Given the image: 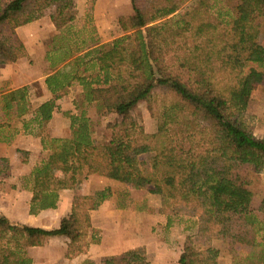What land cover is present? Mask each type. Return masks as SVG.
Masks as SVG:
<instances>
[{
    "label": "trees",
    "instance_id": "1",
    "mask_svg": "<svg viewBox=\"0 0 264 264\" xmlns=\"http://www.w3.org/2000/svg\"><path fill=\"white\" fill-rule=\"evenodd\" d=\"M130 1L134 13L118 17L124 35L94 45L75 29V0H10L0 11V64H8L27 55L17 28L36 10L56 8L59 34L46 55L52 98L33 109L29 86L0 92V142L23 130L39 136L47 152L23 177L33 192L30 214L57 208L61 190L98 174L160 196V213L198 217L197 237L229 243L233 264H249L255 250L264 264V195L251 189L252 173L264 166V139L244 118L254 88L264 83V0H196L191 7L187 0ZM75 83L83 93L69 116L71 135L54 137L48 123ZM143 101L157 120L155 132L132 116ZM89 105L119 116L107 125L109 138L96 136ZM146 152H155L149 166L140 159ZM9 174L8 159L0 158V175ZM112 195L111 187L75 195L71 213L53 229L0 216V264H32L29 248L51 236L69 238L76 251L99 243L90 212ZM217 259L213 246L199 248L188 236L179 264ZM101 264L150 263L133 248L103 256Z\"/></svg>",
    "mask_w": 264,
    "mask_h": 264
},
{
    "label": "crops",
    "instance_id": "2",
    "mask_svg": "<svg viewBox=\"0 0 264 264\" xmlns=\"http://www.w3.org/2000/svg\"><path fill=\"white\" fill-rule=\"evenodd\" d=\"M9 1L0 0V11ZM102 3L103 0H97L92 23L93 27L97 28L96 33L101 40L99 43L109 41L107 33L100 28L99 23ZM127 8L129 9L127 12L130 13L131 3L127 2ZM55 10V6L36 10L33 21L19 26L17 34L24 43L27 55L16 62L0 64V88L10 90L29 86L33 109L52 98V93L48 89L45 80L53 72L46 55L53 37L59 34V30L51 18ZM78 18L79 15H77V20ZM90 20L92 21V18ZM38 85L42 90V96L37 98L38 103L34 106L32 104V93ZM82 93V85L75 83L57 100L58 106L48 123L49 132L52 136L69 137L71 135V119L69 116L78 112L75 103L81 99ZM93 106L89 105L90 108ZM89 107L87 108L88 115L94 119L95 115L92 111L90 112ZM30 116L31 114L27 115L26 118ZM17 126L22 128V122H18ZM109 136L110 130L107 128L100 138H109ZM46 153L41 138L23 130L11 142H0V158L8 159L10 170L7 177L0 175V216L7 217L15 224L46 229L58 228L62 219L71 213L75 195L94 194L96 191L111 187L118 182L105 176L92 174L75 188L61 190L57 208L44 209L37 214H30L33 192L29 188L23 187V177L31 174L34 167L46 156ZM147 153L149 152L141 154L140 159L145 157ZM114 194L113 190V195L109 199L105 200L99 208L90 212L93 226L100 230L99 243H91L83 251H76L70 245L69 238L51 236L45 240L43 245L29 248L28 254L33 260L32 264H81L86 259H93L96 264H101L103 256L119 254L133 248L140 249L141 244L139 241L128 239L125 243H135L121 251L114 250L115 246L123 244L122 240L124 238L123 235L119 234L120 226L124 224V221L120 220L123 211H121L122 208L118 209L114 206ZM126 213L128 216L131 215V212Z\"/></svg>",
    "mask_w": 264,
    "mask_h": 264
},
{
    "label": "rangeland",
    "instance_id": "3",
    "mask_svg": "<svg viewBox=\"0 0 264 264\" xmlns=\"http://www.w3.org/2000/svg\"><path fill=\"white\" fill-rule=\"evenodd\" d=\"M96 2L97 0H75V7L78 9L79 15L78 20L74 23L75 29H82V36L86 39L92 38L88 42L90 45L101 42L96 33L97 28L93 27L92 24ZM127 2L131 3L130 0H103L100 6V28L107 33L108 42H112L114 39L124 35L118 23V17L134 13L132 4L130 13L127 12L129 11L128 8L126 9ZM195 2L196 0H187L185 6L191 7ZM91 18L92 21L90 20ZM1 91H5L4 88H0ZM32 94V104L35 106L38 103L37 98L42 96V90L39 85L35 87ZM91 111L95 115L94 120L97 123L96 136L99 139H103L100 137L103 136L104 131L108 128L107 125L120 120V118L115 113H110L106 116L99 115L95 105L90 108ZM132 116L144 126L147 132H155L157 130V120L151 115L147 102H140L133 110ZM244 118L246 123L252 128L253 133L257 137L264 139V83L254 88ZM154 156L155 152H149L141 160L149 166ZM251 176V189L257 198H260V196L264 195V166L258 172H253ZM111 187L115 192L113 198L114 206L118 209L122 208L121 211L123 213L121 214L123 215L120 216V220L124 221L119 230V234L124 237L122 240L123 244L115 246V251H121L135 243H125L128 239L137 240L141 244L139 247L141 252L147 256L150 264H179L185 241L188 236H193L199 248H204L206 244H210L216 249L218 264H233L229 243L220 239H214L208 243L201 241L197 237L198 217L187 215H173L170 217L167 214L160 213V196L150 193L148 189H134L129 182L118 181ZM122 202L125 203L124 207L120 206ZM126 212H131V215H126ZM98 236H100V233ZM249 264H262L258 250H255L250 256Z\"/></svg>",
    "mask_w": 264,
    "mask_h": 264
}]
</instances>
